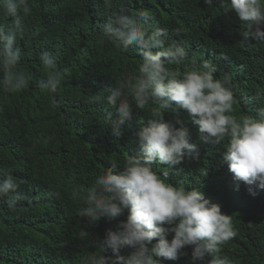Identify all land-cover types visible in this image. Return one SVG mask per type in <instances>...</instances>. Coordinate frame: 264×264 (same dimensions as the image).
Instances as JSON below:
<instances>
[{"label":"trees","instance_id":"obj_1","mask_svg":"<svg viewBox=\"0 0 264 264\" xmlns=\"http://www.w3.org/2000/svg\"><path fill=\"white\" fill-rule=\"evenodd\" d=\"M30 4L33 11L17 45L22 51L20 67L32 79L22 92L0 91V168L11 171L20 182L18 192L27 197L13 208L7 197L0 198V264H80L81 255L92 250L88 242L94 236L102 239L107 229L116 231L124 217L87 225L77 215L82 202L73 198L72 189L89 185L112 162L122 165L127 155L136 154L133 132L140 121L149 119L144 112H134L132 126L115 137L102 119L108 105L91 99L106 95L110 83L134 72L140 61L133 49L101 41L107 17L120 7L129 13L149 12L150 26L166 28L167 43L186 51L177 71L207 62L215 67L216 78L230 77L238 116L255 115L264 107V44L241 42L242 25L236 15L225 16L203 0H30ZM9 22L0 15V23ZM45 50L58 56V70L64 73L55 94L40 87L46 78L40 62ZM175 115L169 112L166 119L174 120ZM179 116L192 131L190 142L196 144L198 158L178 165L168 181L200 188L206 199L232 216L237 235L222 254L234 264H264V190L254 189L252 195L244 184L236 190L232 174L219 162L223 145L199 141L196 125L185 112ZM154 169L162 176L168 172L166 165ZM190 251L185 248L187 256L163 264H192Z\"/></svg>","mask_w":264,"mask_h":264},{"label":"clouds","instance_id":"obj_2","mask_svg":"<svg viewBox=\"0 0 264 264\" xmlns=\"http://www.w3.org/2000/svg\"><path fill=\"white\" fill-rule=\"evenodd\" d=\"M203 2L219 7L225 16L236 15L242 25L241 42L264 44V0ZM32 11L30 0H0V15L10 18L9 23H0V91L4 93L22 92L32 79L20 67L22 51L17 45ZM149 19L147 11L129 13L120 7L102 26L101 41L121 50L133 49L140 61L134 72L110 83L106 95L91 99L108 105L102 119L115 137L132 126L134 112H144L149 119L140 121L133 132L136 154L127 155L122 165L112 162L89 185L72 189L73 198L82 202L77 215L87 225L124 217L116 231L107 229L102 239L94 236L88 242L92 250L81 255L80 264H163L187 256L185 248L191 250L192 264H234L222 254L237 235L232 216L206 199L200 188L167 179L186 159L198 158L197 146L190 142L192 131L179 113L185 112L196 125L199 141L223 145L219 162L232 174L235 189L244 184L255 195L254 189L264 190V107L255 115H236L230 77L216 78L215 67L207 62L177 71L175 66L186 60L184 47L168 44V30L150 26ZM57 60L50 51L40 53L46 77L40 87L50 94L64 79ZM169 112L176 113L174 120L166 119ZM154 165H166L168 172L158 175ZM19 187L11 171L0 168V198H8L9 208L27 199ZM124 250L127 254H122Z\"/></svg>","mask_w":264,"mask_h":264}]
</instances>
